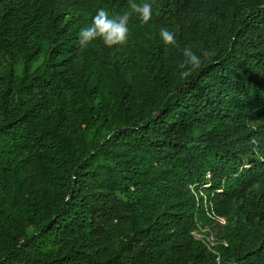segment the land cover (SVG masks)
I'll list each match as a JSON object with an SVG mask.
<instances>
[{
  "label": "trees",
  "instance_id": "1",
  "mask_svg": "<svg viewBox=\"0 0 264 264\" xmlns=\"http://www.w3.org/2000/svg\"><path fill=\"white\" fill-rule=\"evenodd\" d=\"M148 3L0 0V264H264V0Z\"/></svg>",
  "mask_w": 264,
  "mask_h": 264
},
{
  "label": "clouds",
  "instance_id": "2",
  "mask_svg": "<svg viewBox=\"0 0 264 264\" xmlns=\"http://www.w3.org/2000/svg\"><path fill=\"white\" fill-rule=\"evenodd\" d=\"M133 14H137L141 22L147 23L152 16L151 4L137 3L136 0H128V10L122 13L110 15L107 10H97L89 27L81 29L79 33V44L82 48L87 47L97 39L111 48L115 45H125L128 42L129 21ZM166 45L179 48L174 33L167 28H162L159 33ZM183 60L178 64V75L180 79L186 80L201 67L202 58L207 59L214 55L213 51L204 50L200 55L193 51L192 47L185 46L179 49Z\"/></svg>",
  "mask_w": 264,
  "mask_h": 264
},
{
  "label": "built area",
  "instance_id": "3",
  "mask_svg": "<svg viewBox=\"0 0 264 264\" xmlns=\"http://www.w3.org/2000/svg\"><path fill=\"white\" fill-rule=\"evenodd\" d=\"M189 187L190 189L194 190V186L192 184H190ZM221 220L224 221L223 218H221ZM192 234L197 239L205 243L211 251L215 252L217 254V261H220L221 255L217 250V246L219 244L226 246L227 243L225 241H221L218 238H216V236H214L212 233H208L207 229L205 228L194 230L192 231Z\"/></svg>",
  "mask_w": 264,
  "mask_h": 264
},
{
  "label": "rangeland",
  "instance_id": "4",
  "mask_svg": "<svg viewBox=\"0 0 264 264\" xmlns=\"http://www.w3.org/2000/svg\"><path fill=\"white\" fill-rule=\"evenodd\" d=\"M149 1H150V0H143V3H144V2H147V3H148Z\"/></svg>",
  "mask_w": 264,
  "mask_h": 264
}]
</instances>
